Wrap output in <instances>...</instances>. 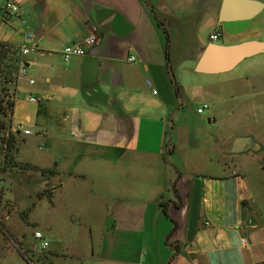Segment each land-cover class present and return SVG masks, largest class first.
Returning <instances> with one entry per match:
<instances>
[{"label": "crops", "instance_id": "obj_1", "mask_svg": "<svg viewBox=\"0 0 264 264\" xmlns=\"http://www.w3.org/2000/svg\"><path fill=\"white\" fill-rule=\"evenodd\" d=\"M3 1L0 41L18 48L35 45L21 55L25 71L19 70L15 82L12 127L29 129L20 130L24 144H45L53 160L47 167L28 162L69 170L52 187L53 200L65 187H72L69 195L81 189V183L70 182L90 179L76 171L79 161L100 167L95 174L102 185L94 192L105 194L97 237L107 240L110 250L93 249V264H264V203L255 200L238 170L201 176L200 220L186 240L198 175L185 172L191 170L185 149L171 143L175 123L183 127L187 117L169 70L178 80L197 74L193 68L210 42L264 40V6L249 19L221 21L224 0H16L22 24L4 14ZM245 8L233 3L236 11ZM26 30L35 44L25 39ZM216 30L220 36L212 41ZM91 33L96 43L65 61L63 46ZM222 73L199 74L222 83ZM193 87L207 84L199 78ZM118 165L126 166L129 177L125 187L115 189L112 167ZM135 175L146 181L135 184ZM131 239L144 246L143 254L131 247Z\"/></svg>", "mask_w": 264, "mask_h": 264}, {"label": "rangeland", "instance_id": "obj_2", "mask_svg": "<svg viewBox=\"0 0 264 264\" xmlns=\"http://www.w3.org/2000/svg\"><path fill=\"white\" fill-rule=\"evenodd\" d=\"M256 56L222 73L226 77L222 83L213 82L212 75L199 73H186L180 80L175 77L182 103L180 110L185 111L187 124L179 127L175 123L171 143L185 149L184 157L191 169L185 172L202 176L238 170L255 200L264 203V53ZM199 78L207 84L206 88L193 87ZM5 86L0 88V99L15 100V83ZM203 103L208 108L199 114L197 108ZM210 116L216 122H209ZM246 135L255 138L261 148L231 153L233 139ZM18 138L21 140L16 160L30 165L26 169L4 168L0 160V264H93L90 259L93 249L110 250L109 242L97 237L101 226L98 210H102L99 206L105 194L94 192L102 185V178L95 174L100 167L91 161H79L76 171L89 173L90 179L70 182L73 186L81 183V189L73 188L69 195L72 187H65L56 192L53 200L49 190L69 170L43 174L41 170L47 169L43 167L51 166L53 161L45 144L34 141L28 148L21 132ZM171 158L172 155L169 161ZM125 167H112L115 189L125 187L123 184L128 182ZM131 177L135 184L146 181L142 175ZM84 226H90L91 232ZM36 230L49 242L46 249L34 238ZM129 242L135 251L143 254L145 248L137 239Z\"/></svg>", "mask_w": 264, "mask_h": 264}, {"label": "water", "instance_id": "obj_3", "mask_svg": "<svg viewBox=\"0 0 264 264\" xmlns=\"http://www.w3.org/2000/svg\"><path fill=\"white\" fill-rule=\"evenodd\" d=\"M238 2L248 6L242 11L233 9V3ZM264 4L258 0H224L220 12L221 21L249 19L263 8ZM264 53V41L257 39L244 40L233 44L208 43L201 52L193 70L196 73L215 74L232 70L246 58ZM173 83L177 89L179 106L181 97L174 75L169 68ZM173 148V144H170ZM261 145L251 135L237 136L233 139L230 152L240 153L246 150L258 151ZM202 178L196 176L193 179L189 204L186 240L190 241L195 233L200 220Z\"/></svg>", "mask_w": 264, "mask_h": 264}, {"label": "trees", "instance_id": "obj_4", "mask_svg": "<svg viewBox=\"0 0 264 264\" xmlns=\"http://www.w3.org/2000/svg\"><path fill=\"white\" fill-rule=\"evenodd\" d=\"M25 62L21 58L19 48L7 42L0 41V88L6 84L15 83L19 70ZM14 100L3 101L0 99V160L4 168L26 169L30 164H20L16 160L18 138L20 130L12 128L11 117L13 114ZM44 173L55 175L57 170L47 168ZM53 196V192L49 190Z\"/></svg>", "mask_w": 264, "mask_h": 264}, {"label": "built area", "instance_id": "obj_5", "mask_svg": "<svg viewBox=\"0 0 264 264\" xmlns=\"http://www.w3.org/2000/svg\"><path fill=\"white\" fill-rule=\"evenodd\" d=\"M2 10H3L5 15L17 17L22 24L25 23V19L20 14V5L16 0H4L2 3ZM24 33H25V39L28 42L34 41L33 40V33L30 30H26ZM219 36H220V32L216 30L209 35V38L212 41H215L219 38ZM96 41H97V36L94 33H91V34L84 36L79 42L71 43V44H67V45L63 46V48L61 50V54H62L63 59L65 61H68L75 56L84 55L86 53L87 47L95 44ZM33 44H35V43L33 42ZM34 48H35V45L34 46L22 45L19 47V53H20V55H26L27 53H29ZM128 60L134 61L135 56L130 55L128 57ZM20 71L24 72L25 67L22 66L20 68ZM30 82H33V80H30ZM146 85H147V87L151 88V91L153 94L157 93V90H156V88H154L151 80H149V79L146 80ZM30 99L33 101H36L35 97H30ZM206 108H208V104L203 103L200 107L197 108V112L202 113ZM16 130H23V128H22V126L18 125L16 127ZM29 131H30L29 129L23 130L24 134H28ZM205 223L208 224V222H205ZM33 236L36 240L39 241V245L42 249H46L48 247L49 242L46 239H44V236H43L41 231L36 230L34 232Z\"/></svg>", "mask_w": 264, "mask_h": 264}]
</instances>
